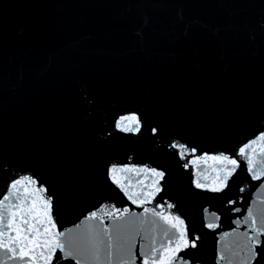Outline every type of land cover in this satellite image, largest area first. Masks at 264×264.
Segmentation results:
<instances>
[{
    "label": "water",
    "instance_id": "95a60500",
    "mask_svg": "<svg viewBox=\"0 0 264 264\" xmlns=\"http://www.w3.org/2000/svg\"><path fill=\"white\" fill-rule=\"evenodd\" d=\"M16 192L51 200L66 251L112 236L111 264L128 243L136 264L153 247L245 264L264 227V0H0V199ZM181 232L196 247L175 252Z\"/></svg>",
    "mask_w": 264,
    "mask_h": 264
},
{
    "label": "snow or ice",
    "instance_id": "6c2138e0",
    "mask_svg": "<svg viewBox=\"0 0 264 264\" xmlns=\"http://www.w3.org/2000/svg\"><path fill=\"white\" fill-rule=\"evenodd\" d=\"M124 119L135 121L137 118L135 116L125 117ZM123 130V129H122ZM132 128H128V131H132ZM139 129L137 128L136 131ZM155 131V130H154ZM176 147V145H173ZM240 153H244V148L240 149ZM214 160H225L234 167L237 166V161L235 159H229L227 156L222 157H212ZM249 165H251L252 160L249 158ZM114 171V169L110 170ZM152 172L160 177L164 178V173L162 171H157L152 169ZM228 176L224 177L226 181ZM259 179V176L256 177ZM27 179V178H25ZM114 183H119L115 176L112 177ZM20 184V181H16L12 187L13 189ZM198 188L201 187L199 183L196 185ZM218 187H213L211 191H219ZM27 191V189H25ZM38 192H44L45 189H37ZM15 195L16 200L13 203L5 204V201H10L11 196ZM41 202L44 205V208H41L37 203L36 199L27 200L25 199L21 202V197L19 192L14 194H6L0 199V206L8 209V219L5 222L4 216L0 215V248L11 253V259H19L21 264H55V261L60 259V256L57 254V250L61 253L70 257L75 258L74 264H82L83 261L91 260L99 262L103 259L104 261L111 264L113 258V237H107V244H104V239L101 238L96 243H94L89 248H77L74 247L71 240L68 241L67 251L65 250V244L61 243L59 240L58 234H52L51 228H55L56 225L51 219V200H44L40 198ZM47 209L45 212L44 209ZM147 211V209H145ZM237 211H239L237 209ZM94 218L96 213L91 214ZM41 216H47V225L42 226L43 221L39 218ZM251 214H249V218ZM19 218V219H17ZM182 223V221H178ZM103 223V221H101ZM211 227V225H209ZM175 227V225H173ZM105 233L107 229L103 230ZM121 231V226H117L115 232L117 238H119V233ZM251 231L256 234V236H248L247 239L251 241L250 244L245 245L246 257L247 260L245 264H259L262 258V249H264V240H257L256 237H264V227L257 228L255 219H252ZM15 235H12V233ZM7 234V235H6ZM172 243V239L169 238V244ZM181 245L185 248L187 247H196L195 239L187 238L186 232H181L179 237V243L177 244L175 252H179ZM102 246L106 248V252L103 250ZM158 250L156 248L151 249V253L154 254ZM160 251L159 257H156L152 254H145L142 259H140V264H172V261L176 259L172 255L171 249L162 248ZM168 253V258L165 259V253ZM132 252L131 243L128 244H118L115 249V256L117 264H136V259H139L138 254ZM223 258V257H222ZM71 264V262H70Z\"/></svg>",
    "mask_w": 264,
    "mask_h": 264
}]
</instances>
